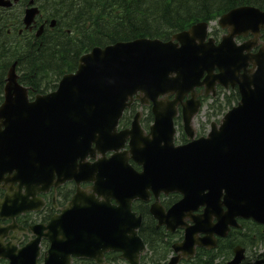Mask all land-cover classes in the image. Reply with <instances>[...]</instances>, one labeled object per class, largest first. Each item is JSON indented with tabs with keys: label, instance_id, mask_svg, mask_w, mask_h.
<instances>
[{
	"label": "water",
	"instance_id": "obj_1",
	"mask_svg": "<svg viewBox=\"0 0 264 264\" xmlns=\"http://www.w3.org/2000/svg\"><path fill=\"white\" fill-rule=\"evenodd\" d=\"M0 5L7 6L9 1L0 0ZM220 20L222 25H231L232 32L218 47L212 39L204 43L205 26H197L177 36L181 47L138 39L95 49L82 57L78 73L65 77L56 93L37 96L34 102L28 101L27 89L17 83L11 67L6 99L0 106V179L16 170L13 180L20 187L27 186V194H34L38 185L50 183L55 174L60 178L57 183L64 181L62 173L67 170L66 177L93 180L96 193L102 197L77 194L63 211L62 228L50 225L52 230L46 235L53 244L46 264H68L70 254L91 256L100 262L103 252L111 249L121 250L137 264L143 246L136 234L140 221L131 213L130 204L135 197L147 198L149 189L155 195L172 190L183 194L184 199L168 213L156 204L152 212L171 228L187 226L185 217L195 221L186 228L185 241L190 248L184 250L189 253L195 243L205 245L213 234L224 235L239 216L264 222V52L242 54L251 46L237 47L232 42L236 34L257 33L264 25V14L241 7ZM250 63L253 69H248ZM216 68L219 73H214ZM216 83L238 84L241 102L208 137L175 148L172 120L177 103L189 91L194 94L195 86L205 84L208 91ZM139 90L153 101L156 120L151 137L144 136L137 123L129 132L115 130L128 97ZM165 93H176L175 100H158ZM198 107L196 102L184 105L190 137V120ZM129 134L134 158L143 164L142 173L123 162L122 166L115 163L121 160L117 154L105 158V152L117 151ZM95 150L102 157L87 164L86 157L95 158ZM77 164L86 168L81 170L84 175L73 169ZM111 198L119 206L113 205ZM15 200L8 196L0 203L2 216L22 210ZM203 206V215L192 214ZM213 217L218 219L216 226L211 223ZM199 232L206 233L201 241L195 235ZM33 248L34 252L22 258L14 252L0 251V255L7 256L11 264H28L38 252L37 246ZM236 254L229 264H238L243 258L241 249H236ZM178 259L174 257L170 264Z\"/></svg>",
	"mask_w": 264,
	"mask_h": 264
},
{
	"label": "trees",
	"instance_id": "obj_2",
	"mask_svg": "<svg viewBox=\"0 0 264 264\" xmlns=\"http://www.w3.org/2000/svg\"><path fill=\"white\" fill-rule=\"evenodd\" d=\"M39 3L50 17H57L58 27L38 38L8 33L16 25L13 20L5 21L0 12V101L4 74L13 60H17L21 83L32 86L34 91L46 92L56 87L55 82L64 73L73 71L79 55L94 45L137 37L169 38L174 31L184 30L199 20L217 18L241 4L264 8V0H40ZM235 99V94L233 98L226 96L224 106H231ZM143 211L147 213L145 208ZM162 231L148 221L140 234L155 251L159 247L167 251V236ZM236 239L233 235L224 244L228 245L227 253ZM198 257L192 264H213V257L205 260Z\"/></svg>",
	"mask_w": 264,
	"mask_h": 264
},
{
	"label": "rangeland",
	"instance_id": "obj_3",
	"mask_svg": "<svg viewBox=\"0 0 264 264\" xmlns=\"http://www.w3.org/2000/svg\"><path fill=\"white\" fill-rule=\"evenodd\" d=\"M212 29H213V30H216V32H218L219 35L222 33L220 30H218V26H217L216 23H214ZM206 108H207V106L205 105L204 108H203L204 110H203V112L201 113L199 119H198V120H195V122H194V125L196 126V129L199 127V123H200L201 131L203 130V132L209 128L208 125H205V128H203V126L201 125V122H203V124H204L205 121H206V118L204 117V116H205L204 113H205V111H206ZM204 129H205V130H204ZM198 133H199V132H198ZM262 251H264V244H263V245H259V246H253L252 249H251V253H252V252H253V253H254V252H262Z\"/></svg>",
	"mask_w": 264,
	"mask_h": 264
}]
</instances>
